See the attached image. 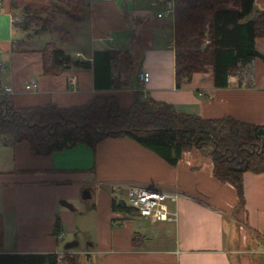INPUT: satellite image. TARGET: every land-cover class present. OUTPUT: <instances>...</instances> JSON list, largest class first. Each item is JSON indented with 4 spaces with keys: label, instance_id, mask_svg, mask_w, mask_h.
<instances>
[{
    "label": "crops",
    "instance_id": "1",
    "mask_svg": "<svg viewBox=\"0 0 264 264\" xmlns=\"http://www.w3.org/2000/svg\"><path fill=\"white\" fill-rule=\"evenodd\" d=\"M1 2L0 99L9 97L15 107L69 108L96 94H112L128 107L140 90L179 112L264 124L263 36L254 42L261 56L228 75L225 87L214 85L209 66L176 88L173 13L167 11L174 0H86L84 15L65 21L68 40L83 44L62 48L89 61L98 50L116 54L110 74L119 87H95L92 67L44 74L40 46L31 44L36 38H25L14 26L8 0ZM254 5L264 10V0ZM18 40L30 50H13ZM142 70L150 73L147 83L138 79ZM134 184L180 191L176 202H168L178 210L177 221L151 222L134 210L115 209L125 204V192L117 187ZM242 187L245 203L237 210L234 187L215 178L212 161L197 148L183 151L172 165L129 136L105 137L95 148L77 143L50 155L32 154L26 142L0 141V252L66 253L74 264H239L238 250H231L237 237L239 247L264 251V172L245 171ZM135 232L142 235L138 247H132Z\"/></svg>",
    "mask_w": 264,
    "mask_h": 264
},
{
    "label": "trees",
    "instance_id": "2",
    "mask_svg": "<svg viewBox=\"0 0 264 264\" xmlns=\"http://www.w3.org/2000/svg\"><path fill=\"white\" fill-rule=\"evenodd\" d=\"M8 7L16 18L14 26L30 37L32 31H54L57 10L80 19L86 0H8ZM172 13L176 88L189 82L194 72H205L209 66L214 85L225 87L228 75L261 56L254 42L256 37H264V10L257 9L254 0H174ZM23 43L18 40L13 50H30L23 48ZM39 51L44 74L58 75L69 67H92L95 87L120 85L111 79V63L116 55L113 51H95L91 61L72 58L52 41L43 43ZM108 136H129L172 165L183 151L199 149L212 161L215 178L234 187L241 207L245 203L242 174L264 172V124L231 116L204 118L179 112L170 103L145 97L140 90L133 92L128 107H122L112 94H96L87 103L69 108L54 103L15 107L9 97L0 99V141L26 142L34 155H50L77 143L95 148L98 141ZM113 207L133 210L126 204ZM138 237L142 235L135 232L132 247L139 246ZM2 244L0 214V247ZM56 256L0 252V264H57ZM74 262V257L64 253L63 264Z\"/></svg>",
    "mask_w": 264,
    "mask_h": 264
},
{
    "label": "built area",
    "instance_id": "3",
    "mask_svg": "<svg viewBox=\"0 0 264 264\" xmlns=\"http://www.w3.org/2000/svg\"><path fill=\"white\" fill-rule=\"evenodd\" d=\"M163 4H166L165 0H160ZM1 7V0H0ZM174 6L168 7L167 11L173 12ZM158 16H162V13H158ZM138 79L147 83L150 79V73L146 70L138 72ZM35 83L28 85V87L35 86ZM9 88H5V92L8 93ZM119 191L125 192V204L136 211L139 216L149 220L151 222L168 221L175 222L178 218V210L176 208H169L168 202H176L178 197L182 194L178 190L174 189H162L151 185H129L117 187ZM58 238H63L64 233L61 231L58 233ZM64 254L57 253V264H63Z\"/></svg>",
    "mask_w": 264,
    "mask_h": 264
},
{
    "label": "rangeland",
    "instance_id": "4",
    "mask_svg": "<svg viewBox=\"0 0 264 264\" xmlns=\"http://www.w3.org/2000/svg\"><path fill=\"white\" fill-rule=\"evenodd\" d=\"M1 6H2V2H1ZM55 16H56V22H57V20H58V22H57V24L55 22L54 31L46 32V33H42V34H35L32 31L29 33L30 37L25 36L26 38L32 39V40H33V38H36V43L34 41L31 42L33 47H36V46L42 47L43 43H45L46 41H51L49 39V37H51L52 42L59 48H62V46L67 47L68 43H71L68 40V38H71V37L67 36L65 33L66 26L68 25L65 21H66V18H68L69 20H75V19L72 17H69L68 15L66 16V14L64 13L63 10L59 11V14L56 13ZM70 24H71V28L74 27L75 25H79L83 28V25H84L83 23L82 24L70 23ZM24 35H26V33H24ZM81 35L84 37L85 33L80 34V36ZM83 37H81V38H83ZM82 42H83V40L80 39V41L78 43L74 42V43H71V45L73 48L74 47H81L83 44ZM72 47L66 48L68 50V53H70V54L74 53V49ZM62 49H64V48H62ZM123 192H124V190L120 191V193H123ZM237 206H238L237 210H239L240 206L239 205H237ZM236 224H237V222H236ZM237 228L240 231L242 227L238 226ZM245 236H246V234H245ZM233 241H234L233 244H231V250H234V249L238 250L239 259H240V261H241V259H243L244 264H264V251L256 250L253 252L252 248H254V247H250L249 245H246L245 247H239L238 237ZM240 261H239V264H240Z\"/></svg>",
    "mask_w": 264,
    "mask_h": 264
},
{
    "label": "bare ground",
    "instance_id": "5",
    "mask_svg": "<svg viewBox=\"0 0 264 264\" xmlns=\"http://www.w3.org/2000/svg\"><path fill=\"white\" fill-rule=\"evenodd\" d=\"M5 88H9V90H11L9 86H5ZM4 90H5V89H4ZM9 92H10V91H9Z\"/></svg>",
    "mask_w": 264,
    "mask_h": 264
},
{
    "label": "water",
    "instance_id": "6",
    "mask_svg": "<svg viewBox=\"0 0 264 264\" xmlns=\"http://www.w3.org/2000/svg\"><path fill=\"white\" fill-rule=\"evenodd\" d=\"M73 245V244H70V246Z\"/></svg>",
    "mask_w": 264,
    "mask_h": 264
}]
</instances>
